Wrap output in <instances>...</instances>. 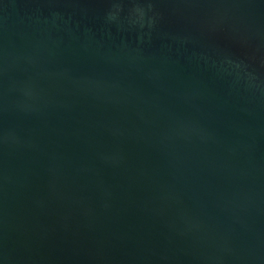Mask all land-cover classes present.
Here are the masks:
<instances>
[{"label": "water", "instance_id": "95a60500", "mask_svg": "<svg viewBox=\"0 0 264 264\" xmlns=\"http://www.w3.org/2000/svg\"><path fill=\"white\" fill-rule=\"evenodd\" d=\"M0 264H264V0H0Z\"/></svg>", "mask_w": 264, "mask_h": 264}]
</instances>
